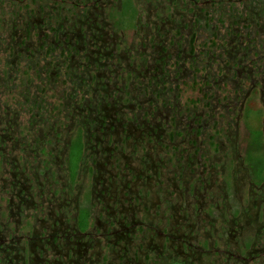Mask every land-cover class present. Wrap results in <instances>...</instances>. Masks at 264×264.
Segmentation results:
<instances>
[{"label":"flooded vegetation","instance_id":"1","mask_svg":"<svg viewBox=\"0 0 264 264\" xmlns=\"http://www.w3.org/2000/svg\"><path fill=\"white\" fill-rule=\"evenodd\" d=\"M13 4L15 30H0V264H264V179L233 131L250 125L254 89L264 101V0ZM116 14L136 28L129 44ZM188 87L197 106L181 102Z\"/></svg>","mask_w":264,"mask_h":264},{"label":"rangeland","instance_id":"2","mask_svg":"<svg viewBox=\"0 0 264 264\" xmlns=\"http://www.w3.org/2000/svg\"><path fill=\"white\" fill-rule=\"evenodd\" d=\"M145 2H147V1H145ZM144 4H146V3H144ZM137 5H138V8L140 9L141 5L140 4H137ZM158 10L160 11V8ZM139 11H140L139 17H141V23L143 24L146 21V15H145L146 11H142V10H139ZM156 11L157 10H154V6H152V7H150L149 14L152 16L154 14V12L156 13ZM167 11L169 12V8L167 9ZM110 19H112V21H115V28L116 29L115 28H113V29H115L117 33H119V34L121 33V35H122V31H123L124 35H125L124 38L126 39V43L129 44L135 35L136 28H131L128 30L125 29L123 27V25L120 24V21H116V20L120 19L117 16V14H116V16L112 15ZM106 29H109V28L107 27ZM121 35H120V37H121ZM138 36L140 38V35H138ZM5 45H6V42L2 40V42L0 43V47H3V51H2V48L0 49L1 61H6V59H4V58L9 56L7 53H4V46ZM228 89H230V88L227 87V90ZM224 94H226V92ZM180 95H182V98H183V99L181 98L182 104L183 103H185V104L188 103V105L191 104L188 102L189 99L187 100V97H191L190 95H192L191 89L189 87L186 88L185 90H183V88H182L179 96ZM253 95H255L254 99L249 98L250 101L246 106L247 109L252 110L251 112L253 115L251 117H253V118H252L251 123H250V125L252 127L249 124H247L245 120H243L242 122H240L239 128L233 126V131H236V129H237V131L239 132L238 143H239V148H240V145H241V148L239 149V152H237L238 155L244 159V162L249 166L251 171H255L256 173H258L260 175V176L258 175L259 178L257 179V180H259L260 178L264 179V122H263V120H264V101H262L263 96L261 93H259L258 89H254ZM8 98H9V96L6 95L5 99H8ZM256 100H257V102H256ZM195 105L196 106L198 105L197 102H195L194 104L192 103L190 105V107H194ZM223 124H224L223 128H227L226 121L223 122ZM233 136H234V133H233ZM216 153L218 155L217 157L220 159L218 161H221L218 164V165H220L218 168L219 169L218 170V173H219L218 183L221 184L224 181L229 186L228 191H229V196H230L229 201L231 204V208L225 210L226 216H229V217H230V215L233 216L232 214L228 213V212H231V213H234L236 215V217H238V214H236L234 211H236L235 209L239 208L240 199L235 196V193L233 194L232 189H231V186H233L232 184H234V181H232L231 177H230V173L232 171V165L228 166V168H226V169L224 168V170H223L222 166L226 160L225 152L221 151L218 154V152L216 151ZM230 156H231V151H230ZM235 160H237V159H235ZM107 170L111 171V167L108 166ZM89 185H90V182H89ZM219 203H221L219 205L220 207L223 206L221 200ZM209 211L211 214V218H217V217L219 218L220 215L222 214V207L221 208L210 207ZM106 240L107 239L103 237L102 245L105 246V248H106L105 250L108 251V248L110 249V247L107 244ZM106 244H107L108 248H107ZM216 258H217L216 255H213L212 261L215 262ZM142 260H143V258H142ZM218 260L223 264L224 260H226V258L220 257V258H218Z\"/></svg>","mask_w":264,"mask_h":264},{"label":"trees","instance_id":"3","mask_svg":"<svg viewBox=\"0 0 264 264\" xmlns=\"http://www.w3.org/2000/svg\"><path fill=\"white\" fill-rule=\"evenodd\" d=\"M39 2H41V8H44L43 3L45 2V0H39ZM13 3H14V0H0V15H5L4 17L7 19L6 27L2 26L0 23V26L2 27V28L0 27L1 31L5 28H8L11 31L15 30L14 22H15V17L18 14V11L16 12V8ZM24 9H26L28 12L29 5L24 6Z\"/></svg>","mask_w":264,"mask_h":264}]
</instances>
